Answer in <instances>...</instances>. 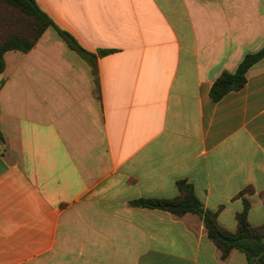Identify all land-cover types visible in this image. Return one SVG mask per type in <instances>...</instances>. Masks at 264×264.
<instances>
[{
    "label": "crops",
    "instance_id": "crops-1",
    "mask_svg": "<svg viewBox=\"0 0 264 264\" xmlns=\"http://www.w3.org/2000/svg\"><path fill=\"white\" fill-rule=\"evenodd\" d=\"M50 27L0 76V264H250L204 217L134 205L191 184L236 232L264 226V59L220 101L223 72L264 47V0H36ZM242 193H244L242 195Z\"/></svg>",
    "mask_w": 264,
    "mask_h": 264
},
{
    "label": "trees",
    "instance_id": "trees-1",
    "mask_svg": "<svg viewBox=\"0 0 264 264\" xmlns=\"http://www.w3.org/2000/svg\"><path fill=\"white\" fill-rule=\"evenodd\" d=\"M50 27L58 32L69 48L89 63L99 94L98 58L113 51L100 50L96 55L86 50L69 32L56 25L39 7L36 0H0V76L5 70L4 55L7 52H29ZM262 59H264V47L255 53L247 54L236 72H223L211 88L213 100L220 101L228 93L241 90L247 83L250 68ZM3 84L4 81L0 79V90ZM178 188L180 196L175 199H140L134 202V205L167 211L176 216H184L188 213L203 216L208 236L220 249L222 260H226L233 250H239L247 256L250 264H264V226L254 227L250 224L249 200L244 199V208L237 215V231L231 232L219 224L217 213L205 211L191 184L181 181L178 183Z\"/></svg>",
    "mask_w": 264,
    "mask_h": 264
},
{
    "label": "water",
    "instance_id": "water-1",
    "mask_svg": "<svg viewBox=\"0 0 264 264\" xmlns=\"http://www.w3.org/2000/svg\"><path fill=\"white\" fill-rule=\"evenodd\" d=\"M263 241H264V238H263Z\"/></svg>",
    "mask_w": 264,
    "mask_h": 264
}]
</instances>
